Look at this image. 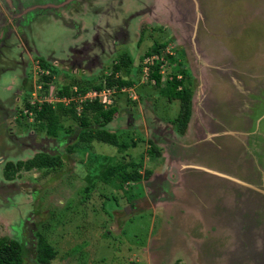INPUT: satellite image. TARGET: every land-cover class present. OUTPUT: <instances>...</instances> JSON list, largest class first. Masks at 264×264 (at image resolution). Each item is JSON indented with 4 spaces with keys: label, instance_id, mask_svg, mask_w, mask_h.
Segmentation results:
<instances>
[{
    "label": "rangeland",
    "instance_id": "1",
    "mask_svg": "<svg viewBox=\"0 0 264 264\" xmlns=\"http://www.w3.org/2000/svg\"><path fill=\"white\" fill-rule=\"evenodd\" d=\"M88 1L94 18L85 22L92 28L83 35L77 19L68 20L58 8L40 13L36 6L41 0H27L34 8L24 20L26 40L51 68L39 67L35 56H23L25 67L0 61V69L5 68L0 107L6 108V116H0V235L28 243V260L22 264H35L29 248L34 239L20 238L28 226L29 233L41 232L57 248L49 264H264V0H123L118 8L104 0ZM74 3L58 7L68 10ZM153 27L172 34L157 51L164 62L162 77L175 73L177 57L187 70L182 82L189 86L191 106L182 134L170 123L177 100L159 96L131 68L120 74L136 81L114 92L118 109L104 125L119 142H128L125 149L80 139L77 127L65 132L73 123L67 115L59 117L63 130L55 137L35 129L32 124L38 121L30 111L20 117L18 84L29 103L53 105L62 85L70 92L79 84L102 82L117 53L128 51L136 62L145 49L165 42L153 38L158 35ZM174 46L182 48L179 53ZM8 50L17 62L18 49ZM46 74L51 81L43 88ZM14 107L17 112L10 115ZM203 119L209 121L204 125ZM207 130L216 134L204 136ZM250 132L260 137L255 140ZM35 152L59 155L61 164L3 178L6 161ZM127 161L140 174L148 169L149 175L122 184L113 176L108 182L100 179L106 165Z\"/></svg>",
    "mask_w": 264,
    "mask_h": 264
},
{
    "label": "trees",
    "instance_id": "2",
    "mask_svg": "<svg viewBox=\"0 0 264 264\" xmlns=\"http://www.w3.org/2000/svg\"><path fill=\"white\" fill-rule=\"evenodd\" d=\"M141 35L142 31L140 30L137 44L141 40ZM166 41L167 40L159 44L156 43L152 46L150 51L149 49H145L144 52L137 57L136 62L128 51L117 53V56H115L112 60L113 62L111 64L112 67L110 73L102 76V82L91 84L89 87L100 89L104 85L108 88H114L116 92H118L121 87H130L136 80L124 78V76H121L120 74L121 70L131 68L130 71L133 73L137 72L139 78L141 66L140 62L142 58L151 52H157L158 48L164 46ZM38 65L45 70L51 68L49 64L41 59L38 60ZM157 66L158 64L153 65L149 73V78L153 79V83L151 84L148 81H146V83L155 88L159 96L164 97L166 100H177V113L175 117L171 119L170 123L173 125L177 134H182L189 119L191 106V92L189 86L185 82H182V78L187 71L182 69L178 63L175 73H171L168 77L163 78L162 75L158 73ZM49 71L52 73L54 70L50 69ZM115 72H118L119 75L114 76ZM42 79V87L45 88V86L51 81V76L50 74L42 75ZM82 80L83 79H80L77 82H82ZM71 83L76 84L75 80ZM79 85L78 90L81 92H83L86 88H89L87 86L84 87L85 85ZM29 86L30 85L27 87ZM57 95L68 97L70 92L67 85H62L59 89H57ZM21 104L22 105L19 108L20 117H26V111H30L34 121H38V124L33 123L32 125L35 126V129L38 131H44L47 136L55 137L59 130H63V123L59 118L62 114L65 116L67 115L73 122L72 126L69 125L64 129V131L69 132L73 130V127H77L78 138L80 139H93L103 142L117 149V151L125 149L128 143L125 141L119 142L115 132L104 128V125L112 119L118 109L113 101L106 108H103L94 100L91 102H82L80 105V112L78 113L74 110L75 103L73 101H70L68 105L59 101L51 105L50 102L47 101H41L40 103L30 101L29 103L27 98H22ZM16 120H18V118H16ZM93 125H96V128H93ZM147 142L151 144L148 139ZM135 143V140L130 141L129 146H134ZM150 149L155 154L158 153V148H156V146L152 145ZM60 164L61 159L59 155H51L45 152H35L26 159H19L15 162L10 160L6 161L2 166L1 175L5 179H11L19 170L28 171L31 169H48L59 166ZM128 167H130V169H128ZM149 173V170L146 169L142 174H140L135 169L134 165H132V161H127L122 162L121 164L106 165L100 173V179L103 182H108V179L113 176L118 178V182L122 184L128 181L140 180L141 178L147 177ZM34 236V261L39 264H49L56 258L57 248L53 247L41 232L35 231ZM22 262V248L19 242L13 238L0 235V264H22ZM171 264L183 263L179 260H175Z\"/></svg>",
    "mask_w": 264,
    "mask_h": 264
},
{
    "label": "flooded vegetation",
    "instance_id": "3",
    "mask_svg": "<svg viewBox=\"0 0 264 264\" xmlns=\"http://www.w3.org/2000/svg\"><path fill=\"white\" fill-rule=\"evenodd\" d=\"M70 1L71 0H61V2H59L57 0H41V2L38 3V6H36V8L38 10H40V13H41V11H45V10H55L56 8L62 7V6L58 7L59 4H61V3L66 4V3H69ZM74 1L76 2V4L73 5L72 9H68L65 11L66 15H68L67 19L68 20L73 19V21L75 23H78L77 22V20H78L79 21L78 25L79 26L82 25V28L80 27L79 29H80V31L83 32V35H85V33L91 31V28H92V25L86 26L85 22L89 21L91 18H93L94 15H92V14H94V12L93 11L90 12L89 10L87 12V11L83 10L84 9L83 7L86 8L89 5L90 1H88V0H74ZM113 1H120V0H113ZM107 2H109V0H104V3H107ZM0 5H1V8H0V10H1V12H0V61H1V59L4 61H12L17 66L20 65V67H25L26 66V60L23 58V56H26V57L35 56V57H38L39 59H41L43 61L48 62L47 59L45 60V58H43L42 56L39 55L40 54L39 51H34L26 40V31L25 30H27L29 28V25H28V23L24 24V20L26 21V14L29 12V10L33 9L34 7H32L27 2V0H26V3H25V1L22 2V0H0ZM22 5L24 7H21ZM32 11L34 12V10H32ZM101 13H103V12H101ZM24 16H25V18H24ZM75 19H77V20H75ZM75 23H69V24L70 25L73 24L75 26ZM74 29H75L74 30L75 34L82 35V34H79L77 32L78 29L76 27H74ZM152 29H155L156 34H158L153 38L160 36L162 38L164 37L163 38L164 40L172 39V34L167 33V30L165 27H156V28L153 27ZM76 37H79V36H76ZM136 43H137V41H136ZM114 44L118 45V42H114ZM114 44L112 43V45H114ZM10 46H14L15 48L18 49L19 60L17 62L15 59L13 60V59L9 58L10 51L8 49ZM181 49H182L181 47L177 48L174 46L175 52L178 51V53H179V51ZM115 50H116V47L115 48L113 47L112 52H115ZM51 56H53L51 58H54L55 60L61 61L59 56L57 57L54 54H52ZM179 56H180V54H179ZM183 58H185V57H183ZM177 59H178L177 60L178 62L176 63V65L178 63L179 64L182 63V62H180V59L178 57H177ZM99 60H101V59H99ZM28 64H29V60H28ZM180 66L182 67V69L186 70V68L184 66H182L181 64H180ZM187 67H188V65H187ZM3 69H5V68H1L0 72H1V70L3 72ZM12 69H13V66H12ZM9 87L10 86L8 84L6 87V90H8ZM15 88H19V91L16 90L18 92L17 93L18 96L15 99H17V100L20 98L22 99L23 98L22 91H21L22 89L20 88L19 84ZM5 98L8 99V97H5ZM5 105H6V103H5ZM15 107H17V106H15ZM15 107L10 108V110H9L10 115L17 112V109H15ZM254 108H256V106H254ZM5 109L6 108H4V107L3 108L0 107V116H2V117L6 116ZM250 113H251V115L253 114L252 111ZM15 118H17V117L15 116L14 119ZM255 129L257 130V132H260V130L257 129V127H255ZM4 134H6V133L4 132ZM249 136L254 137L255 140H257V138L260 137L259 135H257L256 132L254 134H251V132H250ZM255 143H256V141L254 142V144ZM255 148H256V146H255ZM255 150H256L255 153H257L258 150L257 149H255ZM259 154H260V151H259ZM6 180H10V179H6ZM1 184L2 183H0V185ZM5 185H9V184L5 183ZM30 229H31V226H28L26 236L23 237V235H22V236H20V238L21 239L22 238L23 239H29L31 237L35 241L34 232L30 231V233H29ZM22 231H24V230H22ZM13 239L17 240L19 242V244L21 245L22 258L25 260H28L26 257H24L25 247H26V244H28V243H25L26 242L25 241L24 242L25 245L23 246L24 243L22 244L16 238H13ZM31 247H32V251L34 253L35 242H34V246L29 244V248H31ZM30 259L33 263L39 264V263H36L34 261V254H33V256H30Z\"/></svg>",
    "mask_w": 264,
    "mask_h": 264
},
{
    "label": "built area",
    "instance_id": "4",
    "mask_svg": "<svg viewBox=\"0 0 264 264\" xmlns=\"http://www.w3.org/2000/svg\"><path fill=\"white\" fill-rule=\"evenodd\" d=\"M140 64H141L140 74H142V77L144 80L148 81L151 84L153 83V79L149 78V73L153 65L158 64L157 66L158 73H161V74L163 73L162 68H163L164 62H163V57H161L159 53L152 52L144 56ZM114 76H116V74H114ZM124 89L125 87H121L119 88L118 92L123 91ZM114 92H116L114 88H108L104 85L100 89H94V88L88 89L87 88V90L85 89L83 92L73 87V90L70 91V95L68 97L60 96L61 98L58 101L62 102L65 105H67L66 103H69L70 101H74L80 107L82 102H91L94 100L97 103H99L103 108H106L108 105L112 103L113 101L112 95L114 94ZM44 101H47V100H44ZM76 109L79 110L78 107H76Z\"/></svg>",
    "mask_w": 264,
    "mask_h": 264
},
{
    "label": "water",
    "instance_id": "5",
    "mask_svg": "<svg viewBox=\"0 0 264 264\" xmlns=\"http://www.w3.org/2000/svg\"><path fill=\"white\" fill-rule=\"evenodd\" d=\"M181 23L182 22H180L179 24H178V26L180 27V25H181ZM180 34H182L181 33V30H180ZM183 35V34H182ZM188 35H191V34H188ZM183 36H187V35H183ZM195 38V37H194ZM195 45H196V43H195ZM191 46L192 47H194L193 46V44H191ZM231 63V62H230ZM224 72H225V69H222ZM215 116V115H214ZM203 121H204V125L209 121V119L207 120V121H205V119H203ZM218 121H219V119H218ZM216 122V121H215ZM220 122V121H219ZM217 124V123H216ZM209 127L210 126H208V129H209ZM212 128V127H211ZM213 128H216V125H214L213 124ZM216 133L214 132V131H211V130H207V132H206V134L204 135V136H207V135H209V137H211V136H214ZM210 172H213V173H215V174H218V175H220V176H223V177H226V178H228V179H230V180H232V181H235V182H238V183H240V184H242V185H246L247 187L249 186V187H251L250 185H248V184H245V183H243V182H241V181H238L237 179H234L233 177H229V176H226V175H223V174H221V173H217V172H215V171H211V170H209ZM256 190H258V189H256ZM261 192H262V195L264 196V189L263 190H260Z\"/></svg>",
    "mask_w": 264,
    "mask_h": 264
},
{
    "label": "crops",
    "instance_id": "6",
    "mask_svg": "<svg viewBox=\"0 0 264 264\" xmlns=\"http://www.w3.org/2000/svg\"><path fill=\"white\" fill-rule=\"evenodd\" d=\"M122 1H123V0H120V1H113V2H114V3H113V2H110V0H109L110 3L108 2L107 5L109 6V4H110V5L113 6V4H114V5H116L115 7L118 8V6H119L118 3H121V4H122ZM75 4H76V2L74 3V5H75ZM0 8H1V5H0ZM86 8H87V10H89V11L91 12V8H90L89 5H88ZM59 9H60V13H61V15H63V16L66 15V12H65L66 10H65L63 7H59L58 10H59ZM112 10H113V9H112ZM46 11H47V10H46ZM104 11H105V10H104ZM0 12H1V10H0ZM3 14H4V13H3ZM3 14H2V15H3ZM99 14H100V13H99ZM67 16H68V15H67ZM102 16H103V15H102ZM102 16H101V17H102ZM93 18H94V17H93Z\"/></svg>",
    "mask_w": 264,
    "mask_h": 264
},
{
    "label": "clouds",
    "instance_id": "7",
    "mask_svg": "<svg viewBox=\"0 0 264 264\" xmlns=\"http://www.w3.org/2000/svg\"><path fill=\"white\" fill-rule=\"evenodd\" d=\"M151 53H152V52H151ZM156 53H157V52H156ZM159 74H161V73H159ZM162 74H163V73H162ZM162 74H161V75H162Z\"/></svg>",
    "mask_w": 264,
    "mask_h": 264
},
{
    "label": "bare ground",
    "instance_id": "8",
    "mask_svg": "<svg viewBox=\"0 0 264 264\" xmlns=\"http://www.w3.org/2000/svg\"><path fill=\"white\" fill-rule=\"evenodd\" d=\"M180 27H181V25H180Z\"/></svg>",
    "mask_w": 264,
    "mask_h": 264
}]
</instances>
